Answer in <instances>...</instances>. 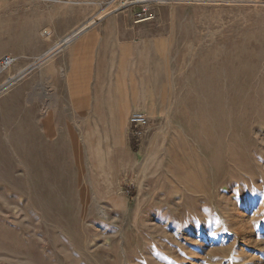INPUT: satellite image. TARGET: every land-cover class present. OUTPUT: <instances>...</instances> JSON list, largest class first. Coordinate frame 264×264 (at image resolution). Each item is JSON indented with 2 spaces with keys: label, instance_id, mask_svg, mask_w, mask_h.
Masks as SVG:
<instances>
[{
  "label": "rangeland",
  "instance_id": "374dc122",
  "mask_svg": "<svg viewBox=\"0 0 264 264\" xmlns=\"http://www.w3.org/2000/svg\"><path fill=\"white\" fill-rule=\"evenodd\" d=\"M34 1L0 0V58L15 60L0 75V264H264V0H166L139 25L134 167L82 151V125L46 134L64 113L68 43L34 60L64 17ZM119 1L82 15L128 11Z\"/></svg>",
  "mask_w": 264,
  "mask_h": 264
},
{
  "label": "crops",
  "instance_id": "0c3cea01",
  "mask_svg": "<svg viewBox=\"0 0 264 264\" xmlns=\"http://www.w3.org/2000/svg\"><path fill=\"white\" fill-rule=\"evenodd\" d=\"M110 1L112 0L34 1L37 5L45 6L47 10L51 9L56 15L64 14L63 29L52 31L53 37L61 38L53 48L68 38L57 48L68 43L63 51L66 64L64 82L61 83L66 86L62 98L64 113L55 123H47L45 131L52 137L62 135L65 140L67 134L81 133L82 125V151L117 150L127 156L130 159L129 165L134 167V156H129L131 153L126 138L129 126L132 127L127 116L139 110L134 109L133 105L136 99L132 90L135 84L132 57L136 36L141 31L139 25L147 22L133 24L131 10L128 9L120 13L106 14L88 24L86 14L82 15V6L94 8ZM72 8L77 9L73 16ZM153 10L155 12V7ZM72 21L78 23L73 29L70 24ZM51 67L48 66L47 71ZM59 81L60 78L55 76L54 86L60 85ZM57 92L55 89L56 98ZM124 103L131 104L130 113L120 112L119 109ZM125 117L126 122L123 125L118 119ZM116 179L111 178L107 185V195L110 197L115 195L118 188Z\"/></svg>",
  "mask_w": 264,
  "mask_h": 264
},
{
  "label": "built area",
  "instance_id": "2783aa9c",
  "mask_svg": "<svg viewBox=\"0 0 264 264\" xmlns=\"http://www.w3.org/2000/svg\"><path fill=\"white\" fill-rule=\"evenodd\" d=\"M114 1V0H112ZM110 1L109 4L112 2ZM166 0H120L118 2V8L127 7L131 10V22L133 24H139L144 22H150L155 18V12L153 8L158 4H163ZM216 2H225V3H239L247 2L250 0H215ZM11 57L2 56L0 58V65L2 67L8 65L11 61ZM128 121L133 128V132L140 134V131L137 130L138 127H141L147 123V117L143 111H133L128 117Z\"/></svg>",
  "mask_w": 264,
  "mask_h": 264
},
{
  "label": "bare ground",
  "instance_id": "6f19581e",
  "mask_svg": "<svg viewBox=\"0 0 264 264\" xmlns=\"http://www.w3.org/2000/svg\"><path fill=\"white\" fill-rule=\"evenodd\" d=\"M257 1V0H256ZM68 40V38H66L65 40H62L61 41V43H57L56 44V47L55 48H53V47H51V48H48L47 50H45V52L43 53V54H40V55H37V56H35L34 57V60H38V59H41V58H43V57H47L48 55H50L51 53H53L54 52V50L55 49H57L61 44H62V42H64V41H67ZM65 43V42H64ZM14 63H15V60H14V58H12V60L10 61V63L8 64V65H6V66H4V67H2L1 65H0V75L2 74V73H5V72H10V70H11V68H12V66L14 65ZM23 69H25L26 70V68H23ZM28 69V68H27ZM25 70H22L21 72H17L16 74H9L8 75V78H7V80L9 81V79L10 80H12V79H14V78H18V77H20V76H22L24 73V71ZM6 80V81H7ZM8 83V82H7ZM5 85H3L2 87H4ZM1 87V88H2Z\"/></svg>",
  "mask_w": 264,
  "mask_h": 264
}]
</instances>
